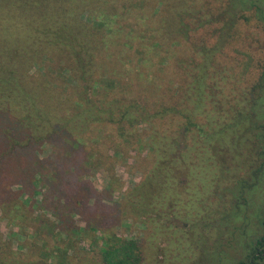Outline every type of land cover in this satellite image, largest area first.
Listing matches in <instances>:
<instances>
[{
    "label": "rangeland",
    "instance_id": "obj_1",
    "mask_svg": "<svg viewBox=\"0 0 264 264\" xmlns=\"http://www.w3.org/2000/svg\"><path fill=\"white\" fill-rule=\"evenodd\" d=\"M186 3L195 15L192 25L206 15L205 28L190 42L172 45L169 58L147 54V77L130 71L127 60L139 58L122 44L95 51L99 64L106 59L107 70L126 81L124 89L131 72L135 86L128 99L149 101V111L164 109L162 115L131 138L104 122L79 130L81 146L63 131L52 142L33 143L43 163L30 165L23 178L13 172L18 183L28 182L12 185L18 197L2 188L20 204L0 215V235L10 242L7 264H107L105 252L121 257L128 241L140 256L133 264L250 259L264 218L263 19L245 0ZM153 7H161L158 0H149ZM215 13L225 19L236 14L235 24L210 20ZM110 53L122 63L105 56ZM113 87L120 95L122 86ZM23 130L19 134L29 136ZM160 163L161 181L172 180L159 185L147 206L149 199H141L139 189L136 199L132 190ZM34 172L36 187L29 183Z\"/></svg>",
    "mask_w": 264,
    "mask_h": 264
},
{
    "label": "trees",
    "instance_id": "obj_2",
    "mask_svg": "<svg viewBox=\"0 0 264 264\" xmlns=\"http://www.w3.org/2000/svg\"><path fill=\"white\" fill-rule=\"evenodd\" d=\"M245 1L259 9L264 24L260 1ZM186 2L158 0L161 7L150 11L149 0H0V215L4 217L6 208L20 206L18 191L12 187L20 182L13 172L21 171L19 178H23L30 165L43 163L33 143L52 142L58 131H63L81 146L85 139L79 130L96 128L104 122L112 124L122 137L131 138L138 136L140 125H151L162 115L164 109L149 111V101L142 104L136 97L128 99L135 86L131 72L125 73L128 87L124 89L126 81L116 78L118 71L107 70L103 64L106 59L99 64L95 51L122 44L123 50L139 58L137 62L127 60L130 71L137 78L147 77L151 74L146 61L151 58H146L147 54L153 50L169 58L172 45L183 40L190 42L205 28V14L192 25L195 15ZM235 17L236 14L225 19L223 13H215L210 20L234 25ZM110 54L105 56L116 65L122 63V59H112ZM33 66L38 70L28 75ZM116 84L122 86L120 95L113 87ZM125 99L130 102L125 103ZM15 122L24 126L16 128ZM22 129L29 136L19 134ZM163 167L160 163L132 190L136 199L138 189L141 199H149L147 206L150 199H156L159 185L169 186L168 181L172 180L170 177L161 181ZM158 168H163L161 173ZM37 173L31 174L29 181L35 187ZM39 173L45 176L42 171ZM6 186L17 197H5L2 188ZM261 224L263 234L256 240L252 256L238 264H264V218ZM9 245L0 235V264L12 259H5ZM120 248L121 257L105 252L107 264H133L140 260L133 242H125Z\"/></svg>",
    "mask_w": 264,
    "mask_h": 264
}]
</instances>
